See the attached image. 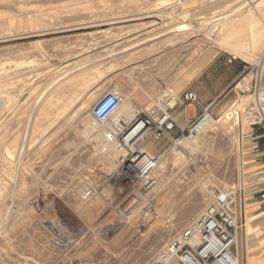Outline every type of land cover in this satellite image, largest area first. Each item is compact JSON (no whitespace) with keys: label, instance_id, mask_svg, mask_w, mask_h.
Instances as JSON below:
<instances>
[{"label":"rangeland","instance_id":"obj_1","mask_svg":"<svg viewBox=\"0 0 264 264\" xmlns=\"http://www.w3.org/2000/svg\"><path fill=\"white\" fill-rule=\"evenodd\" d=\"M178 2L0 0V264H159L213 189H236L239 222L255 179L242 89L264 70V0ZM112 88L125 120L164 89L193 90L195 117L212 104L205 133L143 143L161 156L158 182L126 210L118 153L91 132Z\"/></svg>","mask_w":264,"mask_h":264},{"label":"built area","instance_id":"obj_2","mask_svg":"<svg viewBox=\"0 0 264 264\" xmlns=\"http://www.w3.org/2000/svg\"><path fill=\"white\" fill-rule=\"evenodd\" d=\"M258 63L264 66V50ZM246 91L251 93L252 99L242 110L240 120L246 126L259 128L264 132L262 76L256 75L250 85H247ZM124 102V94L112 88L93 105L91 118L95 125L104 127L106 144L113 146L118 153V185L126 188L130 194L128 199L133 204L137 201L134 192L147 191L157 185L155 173L161 164V156L144 151L143 143L149 139L167 138L176 148V131L181 136L186 132L189 138L199 134L207 118L211 117L212 104L200 106L197 116L184 128L177 121L176 109L185 105H198L197 95L191 89L182 93L164 89L152 106L134 107L132 119L110 122ZM235 193L236 189H213L211 199L198 216L162 248L159 264L171 260L179 264H236L235 247L239 222L234 207ZM259 197L264 200V190L259 191Z\"/></svg>","mask_w":264,"mask_h":264},{"label":"crops","instance_id":"obj_3","mask_svg":"<svg viewBox=\"0 0 264 264\" xmlns=\"http://www.w3.org/2000/svg\"><path fill=\"white\" fill-rule=\"evenodd\" d=\"M264 80V70L262 72ZM196 106L185 105L176 109V118L185 127L195 117ZM249 153L253 154L247 163V171L254 175L250 196L239 208L240 242L235 253L241 264H264V200L259 191L264 190V132L254 128L249 138ZM248 226V231H247Z\"/></svg>","mask_w":264,"mask_h":264},{"label":"bare ground","instance_id":"obj_4","mask_svg":"<svg viewBox=\"0 0 264 264\" xmlns=\"http://www.w3.org/2000/svg\"><path fill=\"white\" fill-rule=\"evenodd\" d=\"M187 1L188 0H180V2H178L179 4H180V9H182V7H184V6H187ZM175 4V6H177V5H179V4ZM171 4V3H170ZM174 4V3H173ZM179 9V10H180ZM177 10V9H176ZM172 14V13H171ZM259 15V14H258ZM260 17V20L262 21V22H264V17H261V16H259ZM264 24V23H263ZM180 29L181 28H184L185 27V25H182V26H178ZM186 28V27H185ZM264 33V32H263ZM236 52V51H235ZM240 53V52H239ZM238 57V56H237ZM258 63V62H257ZM259 64V63H258ZM256 65V64H255ZM261 66V65H260ZM247 81V80H246ZM246 83V82H245ZM239 87V86H238ZM240 87H245V84H240ZM243 90H245L246 91V89L245 88H243L242 89V91ZM238 109V108H237ZM121 110H122V107L115 113V115H113V117H112V119L110 120V122L111 121H120V120H122L123 118V116L121 115ZM123 120H125V119H123ZM213 125V120L212 119H210V117L209 118H207V121H206V123H205V125H204V127H206L207 129L209 128V127H211ZM203 127V128H204ZM90 132V131H89ZM91 132H93L94 134H95V136L96 137H98V138H100V143H101V149L102 150H104V151H107L108 150V147H109V145L108 144H106V142H105V137H104V134H105V130L104 129H97V128H94V129H92L91 130ZM203 133H205L206 132V130H203L202 131ZM201 132V133H202ZM133 133V132H132ZM132 133L129 135V136H131L132 135ZM192 143H193V141H192ZM193 144H195L193 147H192V149H196V147L197 146H199L198 145V141H195ZM113 147V146H112ZM114 151H116V150H114ZM131 205V201L129 200V199H126L124 202H123V209L124 210H126L129 206ZM132 207V206H131ZM235 263L236 264H238L239 263V258H238V256L236 255L235 256ZM167 264V263H166Z\"/></svg>","mask_w":264,"mask_h":264}]
</instances>
